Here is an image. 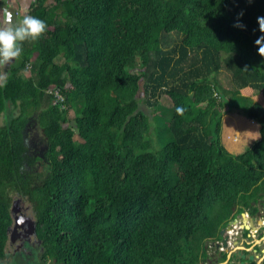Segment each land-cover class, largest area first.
<instances>
[{
  "label": "trees",
  "instance_id": "trees-1",
  "mask_svg": "<svg viewBox=\"0 0 264 264\" xmlns=\"http://www.w3.org/2000/svg\"><path fill=\"white\" fill-rule=\"evenodd\" d=\"M29 14L46 31L0 79V261L17 198L43 264H207L206 244L264 197V136L239 154L222 143L234 111L264 132V0H37Z\"/></svg>",
  "mask_w": 264,
  "mask_h": 264
},
{
  "label": "rangeland",
  "instance_id": "rangeland-1",
  "mask_svg": "<svg viewBox=\"0 0 264 264\" xmlns=\"http://www.w3.org/2000/svg\"><path fill=\"white\" fill-rule=\"evenodd\" d=\"M180 40H181V36H179L177 33L164 35V37H163V48L164 49H170L175 44H177V42H179ZM142 97L145 98L144 94H142ZM152 101H154V100L152 99ZM159 103H160V107L161 106H164V107H170L171 106V101L166 97H163L161 100H159ZM147 107L148 106H145V109H147ZM236 108L238 111L240 110V109H238V107H236ZM234 112L236 113L237 111H234ZM235 113H232L230 115H226L227 117L225 116L226 118L225 117L223 118V129H222V143L232 154L234 152H235L234 154L244 152L251 145H253V143L256 142V140L261 138V132L257 126V124L260 126V124L258 122L257 123H255L254 121L252 122V120L249 119L245 114H237L238 112L236 114ZM70 117H71V119L74 118V111L70 112ZM35 128H36V126H35ZM37 132H41L40 128L37 129ZM32 136H34V135H31L30 137H32ZM77 139H78V137H77ZM153 139H156L155 133L153 135ZM229 140H230V143H229ZM154 142H156V140H154ZM236 144L239 145L238 151H236V149H237ZM15 198H16V196H15ZM16 200H18V199L16 198L15 201ZM20 210H21V212H20L21 215H25L33 221L35 220L34 212H33L32 206L30 205L29 202L27 203L26 201H24L22 203V205L20 206ZM245 213L249 214L250 212H245ZM259 216H260L259 219L262 220V222H261L262 224L260 225V227H262V228H260V230H258V231L257 230L254 231V229H252L251 225L249 223H246L247 220L244 221V217L242 216V214L238 215V217L236 219H234L237 221H235V223H233L232 227L233 226H235V227L233 229V232L230 233L231 236L229 237V241L231 242V246H228L224 249H222V247H221L219 249V244H218L215 247L214 243H217L219 241L223 242V239H225V237H226L225 236L226 234H225L221 238V240L211 241V242L206 244L209 256L215 255L216 257H218L220 255V253H232L233 256H235L236 258L237 257L241 258L239 256V253L245 252L243 250L244 245L242 243L247 242L248 244H246V246H248V248L252 244H253V246L250 247V250L245 252L247 254L246 256L247 257L253 256L254 255L253 249L255 248L258 251L255 254L256 255L255 261H252V262H254L255 264H264V255H263V251H264V226H262L264 224V217L262 216V213L257 215V217H259ZM246 217H247V215H246ZM257 217H255V218L257 219ZM256 219H254L255 223H256ZM245 226L246 227L249 226L250 227L249 229H252L253 233L251 236L247 237L244 235L243 237H241V236H239V235H241L240 228L244 227V231H245ZM256 228H258V227L256 226ZM238 233H239V235H237ZM15 245L18 248V251H16V255L12 256V258H8V259L6 258L5 260H1L0 264H40V262H41V260H40L41 250L39 247L40 244H39V241L37 239H35V237H33V239L30 240V242L23 241L22 245H19V243L15 244ZM14 250H16V248L13 246H10V244H9L7 252L12 251V254H14L15 253ZM224 255H226V254H223L222 256H224ZM245 259H244V261H245ZM240 261H241L240 259H237L236 264L243 263Z\"/></svg>",
  "mask_w": 264,
  "mask_h": 264
},
{
  "label": "clouds",
  "instance_id": "clouds-1",
  "mask_svg": "<svg viewBox=\"0 0 264 264\" xmlns=\"http://www.w3.org/2000/svg\"><path fill=\"white\" fill-rule=\"evenodd\" d=\"M258 22L262 34L256 38L255 44L258 46V52L264 56V16L258 17ZM46 28V20L39 16L27 14L20 17L17 13L14 19L13 11L3 7L0 17V65L13 63L14 58L22 55V42L39 38ZM177 110L182 111L180 108Z\"/></svg>",
  "mask_w": 264,
  "mask_h": 264
},
{
  "label": "flooded vegetation",
  "instance_id": "flooded-vegetation-1",
  "mask_svg": "<svg viewBox=\"0 0 264 264\" xmlns=\"http://www.w3.org/2000/svg\"><path fill=\"white\" fill-rule=\"evenodd\" d=\"M30 133H31V135H34V136L30 137L31 136ZM263 136H264V132L261 131V138ZM28 144H29V148L31 149V152L34 155H42L45 151V145H44L43 141L41 139H39V135L34 128L30 129L29 136H28ZM19 203H20V205H22L21 201ZM252 205L257 207L258 210L256 211V213H253L252 210L249 209V210H251V211H248V212H250L249 215L257 217V215L262 213V216L264 217V214H263L264 213V197L259 199L258 202H252ZM261 222H262V220H261ZM261 222L259 221L258 223H256V225L258 227L257 230H260V228H262V227H260V225L262 224ZM13 226H14V224H13ZM262 226H264V224ZM254 231H256V230H254ZM252 233H253L252 230H246L245 229V231L243 232V236L245 235L248 237V236H251ZM33 237H35V239H37L35 236V233H31V227L29 226V228H27L25 231H23L21 234H19V242L18 243H19V245H22L23 241L30 242V240H32ZM9 244H10V246L15 247L16 250H14V252H15L14 254H12V251L8 252L9 256L7 257V259L12 258V256H15L16 251H18L17 246L12 245L10 243V240H9ZM251 246H253V244L250 245L249 247H251ZM244 247H245V244H244ZM244 250L248 251V246ZM257 251H258L257 249H255V248L253 249V252H254L253 256L254 257H256L255 254ZM223 254H226V255L222 256ZM249 258H250V256L247 257L244 261V260H241V258H239V257L236 258L235 256H233L232 253H220V255L218 257H216L215 255L209 256L207 264H236L237 259H240L241 260L240 262H243L241 264H251L252 261L249 260ZM40 260H41L40 264H43V260L41 259V257H40ZM253 261H255V259Z\"/></svg>",
  "mask_w": 264,
  "mask_h": 264
},
{
  "label": "crops",
  "instance_id": "crops-1",
  "mask_svg": "<svg viewBox=\"0 0 264 264\" xmlns=\"http://www.w3.org/2000/svg\"><path fill=\"white\" fill-rule=\"evenodd\" d=\"M37 0H0V17H2V8L3 7H8V8H10L12 11H13V13H14V19H16V14L18 13V15L20 16V17H22L23 15H27V14H29V12H30V10H31V7H32V5L36 2ZM12 64V63H11ZM11 64H6V65H0V79H2L3 81H5L6 80V78H7V74H8V72H9V68H10V65ZM29 75V73L27 74V76ZM236 114V113H235ZM226 115H230V114H226ZM225 115V116H226ZM227 117V116H226ZM225 117V118H226ZM248 117V116H247ZM249 118V117H248ZM239 119V118H238ZM250 119V118H249ZM252 120V119H251ZM250 121V120H249ZM255 122V123H257V121H255V120H252V122ZM249 123V122H248ZM257 126H258V128H259V130H260V132H261V125L259 126L258 124H257ZM253 135V134H252ZM261 138H259L258 140H260ZM258 140H256V141H258ZM229 143H230V140H229ZM255 143V142H254ZM253 143V144H254ZM252 146V145H251ZM250 146V147H251ZM236 151H238V149H239V145H237L236 144ZM229 151V150H228ZM235 153V152H234ZM233 153V154H234ZM239 154V153H238ZM248 210L249 209H246L245 210V212H248ZM249 211H251V210H249ZM242 213V216L244 217V221H246V223H249L250 225H251V227H252V229H254V230H257V228H256V223H258L259 221L261 222V220L259 219L260 218V216L259 217H257V219L255 218V216H251V215H249V214H246V213ZM244 214V215H243ZM246 215H247V217H246ZM248 218V219H247ZM256 219V223H255V220L254 219ZM252 229H249V230H252ZM258 231V230H257ZM243 244H245V247H244V249L247 247L246 246V244H248L247 242H243ZM243 249V250H244ZM248 250H250V247L248 248ZM245 251V250H244ZM246 252V251H245ZM244 252V253H245ZM239 253V256L241 257V260H244L247 256V254L245 253ZM263 255H264V251H263ZM260 258V257H259Z\"/></svg>",
  "mask_w": 264,
  "mask_h": 264
},
{
  "label": "water",
  "instance_id": "water-1",
  "mask_svg": "<svg viewBox=\"0 0 264 264\" xmlns=\"http://www.w3.org/2000/svg\"><path fill=\"white\" fill-rule=\"evenodd\" d=\"M19 202H20L19 199L16 200L12 207V213H13L14 220H15L14 226L11 227L10 232H9V240L12 245H15L19 242V234H21L23 231L29 228V226L31 227V233H35L34 221L31 220L29 217L20 214L21 210H20ZM235 221L237 220H232L231 222H229L228 226L221 231V237H223L226 234L225 239H223V243L225 246L228 245L227 244V239H228L227 229L231 228L233 223H235ZM249 228H250L249 226L247 227L245 226L246 230H248ZM254 259H255L254 256H250L249 258V260L251 261H253Z\"/></svg>",
  "mask_w": 264,
  "mask_h": 264
},
{
  "label": "built area",
  "instance_id": "built-area-1",
  "mask_svg": "<svg viewBox=\"0 0 264 264\" xmlns=\"http://www.w3.org/2000/svg\"><path fill=\"white\" fill-rule=\"evenodd\" d=\"M28 67L31 68V65H28ZM54 92H55V96L57 97L58 100H61V101L64 100V98H62V96L59 94V91L55 90ZM242 226H243V225H242ZM234 227H235V226H233L232 228L227 229L228 244H229L228 246H231V242L229 241V237L231 236L230 233L233 232ZM240 230H241V235H239V233H238L237 235L243 237L244 227H241ZM214 244H215V247L219 244V249H220L221 247H222V249L228 247V246H225V245L223 244L222 241H219V242L214 243ZM211 248H212V247H211Z\"/></svg>",
  "mask_w": 264,
  "mask_h": 264
},
{
  "label": "bare ground",
  "instance_id": "bare-ground-1",
  "mask_svg": "<svg viewBox=\"0 0 264 264\" xmlns=\"http://www.w3.org/2000/svg\"><path fill=\"white\" fill-rule=\"evenodd\" d=\"M227 244H228V240H227ZM244 245V244H243Z\"/></svg>",
  "mask_w": 264,
  "mask_h": 264
}]
</instances>
